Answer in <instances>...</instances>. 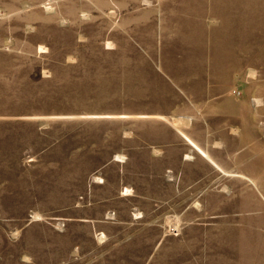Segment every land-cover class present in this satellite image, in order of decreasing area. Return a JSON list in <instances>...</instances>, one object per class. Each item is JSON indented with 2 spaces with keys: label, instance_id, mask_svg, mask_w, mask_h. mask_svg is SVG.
<instances>
[{
  "label": "rangeland",
  "instance_id": "obj_1",
  "mask_svg": "<svg viewBox=\"0 0 264 264\" xmlns=\"http://www.w3.org/2000/svg\"><path fill=\"white\" fill-rule=\"evenodd\" d=\"M0 264H264V0H0Z\"/></svg>",
  "mask_w": 264,
  "mask_h": 264
}]
</instances>
